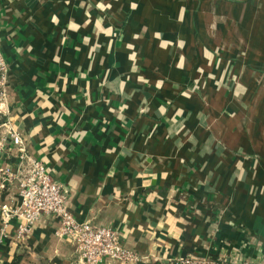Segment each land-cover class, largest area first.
I'll return each mask as SVG.
<instances>
[{"label": "crops", "instance_id": "obj_1", "mask_svg": "<svg viewBox=\"0 0 264 264\" xmlns=\"http://www.w3.org/2000/svg\"><path fill=\"white\" fill-rule=\"evenodd\" d=\"M0 48V130L78 221L117 230L139 264H264V0H0ZM12 147L0 163L17 167ZM25 225L0 233L4 264H84L58 218Z\"/></svg>", "mask_w": 264, "mask_h": 264}, {"label": "built area", "instance_id": "obj_2", "mask_svg": "<svg viewBox=\"0 0 264 264\" xmlns=\"http://www.w3.org/2000/svg\"><path fill=\"white\" fill-rule=\"evenodd\" d=\"M8 74L5 59L0 48V110L3 109L7 93ZM13 146V147H12ZM16 150L19 163H0V191L8 183L17 182L21 205L18 208L9 204L0 205V233H5L9 221L16 217L25 220L20 230L29 231L43 215L54 216L60 221L59 237L72 241L84 264H103L107 260L122 264H139L141 257L121 244L117 230L90 222L78 221L68 208V194L64 185L53 178L51 169L41 160L27 152L23 136L16 130H0V157L8 149ZM12 152V151H11ZM0 264H4L0 259ZM172 264H257L250 260L229 261L186 257Z\"/></svg>", "mask_w": 264, "mask_h": 264}, {"label": "trees", "instance_id": "obj_3", "mask_svg": "<svg viewBox=\"0 0 264 264\" xmlns=\"http://www.w3.org/2000/svg\"><path fill=\"white\" fill-rule=\"evenodd\" d=\"M153 264H162L161 262H155V263H153Z\"/></svg>", "mask_w": 264, "mask_h": 264}]
</instances>
